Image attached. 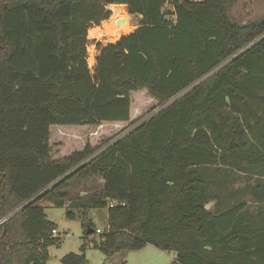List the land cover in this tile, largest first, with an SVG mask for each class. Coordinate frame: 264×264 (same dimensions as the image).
I'll return each instance as SVG.
<instances>
[{
	"label": "trees",
	"instance_id": "1",
	"mask_svg": "<svg viewBox=\"0 0 264 264\" xmlns=\"http://www.w3.org/2000/svg\"><path fill=\"white\" fill-rule=\"evenodd\" d=\"M229 7L0 0V264L46 263L60 240L46 203L76 210L86 237L87 211L106 208L94 241L106 257L150 244L171 264H264V16L237 23ZM128 13L138 25L96 43L91 71L89 30ZM139 90L159 108L133 119ZM102 123L131 128L53 155L51 126ZM98 178L97 193L72 195ZM85 246L61 263L88 264Z\"/></svg>",
	"mask_w": 264,
	"mask_h": 264
},
{
	"label": "rangeland",
	"instance_id": "2",
	"mask_svg": "<svg viewBox=\"0 0 264 264\" xmlns=\"http://www.w3.org/2000/svg\"><path fill=\"white\" fill-rule=\"evenodd\" d=\"M201 1V0H193ZM229 15L232 21L237 23H248L251 21L260 20L264 16V0H229ZM138 21L136 15L129 13L123 16L122 22L108 25L105 32L102 34L96 33L93 27L89 30L91 41L87 45V62L91 71L95 64V56L98 53L95 47L96 43L105 45L116 41L121 35L129 33L136 27ZM96 27H102V23ZM94 27V28H96ZM134 98L139 107L144 108L138 110L132 106L131 115L141 117L149 110H157L156 105H150V96H145L142 90L135 91ZM134 98L132 102H134ZM135 113V114H134ZM137 115V116H136ZM128 123L114 124L102 123L99 126H88L83 128L65 126L66 128H57L58 126H51L50 130V144L52 146V153L54 156H62L74 150L82 149L86 143L91 145H98L104 139H110L120 136L131 127ZM73 128V129H69ZM56 128V129H54ZM78 129V130H77ZM122 131V133L120 132ZM102 180L100 178L93 180L86 186H73V196H85L88 194L97 193L101 187ZM209 210L213 209V203L207 204ZM67 206H55L50 203L44 205V211L47 218L55 223L56 231L60 237L59 244L50 246L48 248L49 257L45 264H62L63 256L70 252L80 253L82 244L86 243L84 254L88 264H171L175 256L171 251H162L154 246L147 244L146 246L130 250L126 252L116 253L111 257H106L98 248L94 246V241L99 242L100 235L107 230V209L95 208L87 211V220L91 223L93 228L99 229L100 233H94L86 237L85 235V221L78 214L76 210L75 216L69 218Z\"/></svg>",
	"mask_w": 264,
	"mask_h": 264
},
{
	"label": "built area",
	"instance_id": "3",
	"mask_svg": "<svg viewBox=\"0 0 264 264\" xmlns=\"http://www.w3.org/2000/svg\"><path fill=\"white\" fill-rule=\"evenodd\" d=\"M95 232H96V233H100L101 231H100L99 229H96ZM52 234H54V235L57 234L56 229H53V230H52Z\"/></svg>",
	"mask_w": 264,
	"mask_h": 264
},
{
	"label": "crops",
	"instance_id": "4",
	"mask_svg": "<svg viewBox=\"0 0 264 264\" xmlns=\"http://www.w3.org/2000/svg\"><path fill=\"white\" fill-rule=\"evenodd\" d=\"M126 9H127V7H126ZM139 18H140V15H136V20L138 21L139 20ZM138 23V22H137ZM138 24H136V26H137ZM94 28V27H93ZM132 31V30H131Z\"/></svg>",
	"mask_w": 264,
	"mask_h": 264
},
{
	"label": "water",
	"instance_id": "5",
	"mask_svg": "<svg viewBox=\"0 0 264 264\" xmlns=\"http://www.w3.org/2000/svg\"><path fill=\"white\" fill-rule=\"evenodd\" d=\"M119 22V21H118ZM5 219H2L0 222H3ZM90 231H88V233H89Z\"/></svg>",
	"mask_w": 264,
	"mask_h": 264
},
{
	"label": "bare ground",
	"instance_id": "6",
	"mask_svg": "<svg viewBox=\"0 0 264 264\" xmlns=\"http://www.w3.org/2000/svg\"><path fill=\"white\" fill-rule=\"evenodd\" d=\"M92 30H94V29H92Z\"/></svg>",
	"mask_w": 264,
	"mask_h": 264
}]
</instances>
